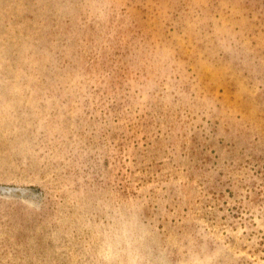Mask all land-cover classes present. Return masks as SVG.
<instances>
[{"label":"rangeland","instance_id":"rangeland-1","mask_svg":"<svg viewBox=\"0 0 264 264\" xmlns=\"http://www.w3.org/2000/svg\"><path fill=\"white\" fill-rule=\"evenodd\" d=\"M0 264H264V0H0Z\"/></svg>","mask_w":264,"mask_h":264}]
</instances>
